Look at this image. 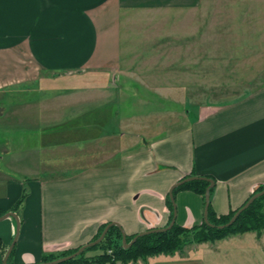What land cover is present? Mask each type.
I'll return each instance as SVG.
<instances>
[{"label": "crops", "instance_id": "crops-1", "mask_svg": "<svg viewBox=\"0 0 264 264\" xmlns=\"http://www.w3.org/2000/svg\"><path fill=\"white\" fill-rule=\"evenodd\" d=\"M236 2L0 0V119L9 126L19 118L26 132L19 162L0 148L12 154L0 165V211L17 217L0 220V264L15 237L7 264L79 247L105 223L125 235L164 227L168 191L185 177L213 179L217 215L264 185V85L221 102L192 101L200 48L187 40L173 45V38L200 32L159 28L165 13L200 8L204 19L210 7H228L232 22L264 23V0ZM237 6L251 11L236 15ZM145 18L153 22L148 29L131 28ZM185 69L197 77H185ZM62 78L66 89L39 98ZM129 85L134 111L118 118L120 90ZM173 197L176 223L203 222L200 194L181 188ZM114 264H264V229Z\"/></svg>", "mask_w": 264, "mask_h": 264}, {"label": "rangeland", "instance_id": "rangeland-1", "mask_svg": "<svg viewBox=\"0 0 264 264\" xmlns=\"http://www.w3.org/2000/svg\"><path fill=\"white\" fill-rule=\"evenodd\" d=\"M236 3H240V0H237ZM237 8V11H239L236 12V15H244V13L251 11V7L237 6ZM207 13L208 15L204 19H200V8L193 14L184 12L165 13L162 19L164 20L167 17L168 21L163 22V25L159 27L171 30L173 33L197 30L200 32L198 39L196 37L188 39L173 38V41H175L173 45H185L183 42L187 40L189 42L188 45L194 51H196L197 46L200 48V87L199 91L192 90V87H189L193 91L190 94L192 101L199 99L198 104H203L205 101L221 102L242 96L264 85V23L245 19L232 22L231 18H233V15H230L231 12L228 7H215V9L210 7ZM147 21V18L139 19L138 21L134 20L131 23V28L148 29L153 22ZM206 34L207 36L204 37ZM213 34L219 36L212 38L211 35ZM224 47L226 52H221L220 54L211 52L212 48L216 49L217 52V49ZM229 49L232 50L230 53ZM185 56L181 55L183 59ZM194 57H191L193 61L196 59ZM183 71L187 73L185 77H189L192 80L197 77L195 76L197 73L195 69H185ZM67 83L65 78L56 80L54 87L46 88V90L44 89L43 92L38 94L39 98H46L47 100L48 96L54 94L56 89H66L68 87ZM125 88V92L120 90L121 98L115 107V110H118V118H121L125 112L134 111V102L130 93L132 87L129 85ZM193 88L195 89V87ZM170 104L172 108H176L174 103L168 102V106ZM5 106V102H0V107ZM18 110L20 111V109ZM3 121V118L0 119V148L7 147L9 151L12 150L15 161L19 162L22 152L19 148L25 137L24 133H26L24 132V126L18 123L20 121L19 118L13 119L15 124L9 126L3 125ZM126 132H129V130ZM11 155L5 156V152L0 149V165L2 167H4L5 161ZM262 210L264 211V200ZM98 252H100L99 249L88 251V254ZM127 262H131V260Z\"/></svg>", "mask_w": 264, "mask_h": 264}, {"label": "trees", "instance_id": "trees-1", "mask_svg": "<svg viewBox=\"0 0 264 264\" xmlns=\"http://www.w3.org/2000/svg\"><path fill=\"white\" fill-rule=\"evenodd\" d=\"M207 185L208 182L205 180H192L181 184L174 190L188 188L200 194L204 199V193ZM263 188L264 185L258 186L253 193L260 191ZM263 200L264 195L256 198L237 216L235 221L228 227L218 229L216 227L208 226L204 222L198 225H193L191 227H186L179 225L174 220V223L169 230L163 232L148 233L139 236L129 247H123L121 245L122 234L120 228L118 226L112 225L107 230L104 238L98 244L85 248V250L78 256L59 264H114L117 261H136L137 259H144L147 256L157 253H171L174 251H179L182 250L186 245H189L191 243L213 241L231 234L253 231L256 232L257 235H259L264 229V211L262 210ZM166 203L170 211V218L167 223L168 225L173 215V207L169 197H166ZM235 211L236 209L230 210L226 214L217 215L213 211L209 199L207 207V218L211 224L219 225L226 223ZM0 215H2L1 211ZM106 224L107 223L101 225L98 233L92 240L99 236ZM135 235L136 234L126 235V240L129 241ZM77 248L78 247L68 249L57 254H45L42 257V262L50 261L58 257L71 254ZM98 249L100 252L88 255V251H95Z\"/></svg>", "mask_w": 264, "mask_h": 264}, {"label": "water", "instance_id": "water-1", "mask_svg": "<svg viewBox=\"0 0 264 264\" xmlns=\"http://www.w3.org/2000/svg\"><path fill=\"white\" fill-rule=\"evenodd\" d=\"M192 180H205L208 182V185L205 189V193H204V213H203V222L205 224H207L208 226H211V227H216L218 229H222V228H225V227H228L229 225H231L235 219L237 218V216L245 209L249 206V204H251L256 198L264 195V188L261 189L260 191H257L255 193H253L244 203L243 205H241L238 209H236V211L234 212V214L231 216V218L226 222V223H223V224H219V225H214V224H211L209 221H208V218H207V207H208V203H209V192H210V189L211 187L213 186L214 184V181L212 178H209V177H205V176H189V177H185L183 179H181L180 181H178L177 183H175L174 185H172V187L169 189L168 191V197L170 199V202L172 204V207H173V215H172V218L169 222V224L167 226H164V227H158V228H150V229H147V230H144V231H141L139 233H137L132 239H130L129 241L126 240V235L123 233V231L120 229L121 231V234H122V238H121V245L123 247H129L131 246L134 241L139 237V236H142V235H145V234H148V233H154V232H163V231H166V230H169L173 223H174V220H175V214H176V206H175V202H174V197H173V191L175 188H177L178 186H180L181 184L185 183V182H188V181H192ZM9 216H12L16 219L17 221V217L15 215V213L13 212H7V213H4L2 215H0V220H3L4 218L6 217H9ZM18 222H17V227H18ZM112 225H115V226H118L117 223H114V222H110L108 224L105 225V227L103 228V230L101 231V233L99 234V236L97 238H95L94 240H91L89 241L88 243L86 244H83L81 246H79L73 253L71 254H68V255H65V256H62V257H58L56 259H53V260H50V261H43V262H38V263H32V264H59V263H62L66 260H69V259H72L76 256H78L80 253H82L85 248L87 247H90V246H93V245H96L98 244L105 236L107 230L109 229L110 226ZM119 227V226H118ZM16 237L13 239V241L11 242L10 246L8 247L5 255H4V258H3V264H7V258L10 254V251L12 249V246H13V243L15 241Z\"/></svg>", "mask_w": 264, "mask_h": 264}]
</instances>
